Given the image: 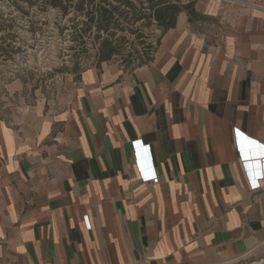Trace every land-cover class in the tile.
<instances>
[{
    "label": "crops",
    "instance_id": "0c3cea01",
    "mask_svg": "<svg viewBox=\"0 0 264 264\" xmlns=\"http://www.w3.org/2000/svg\"><path fill=\"white\" fill-rule=\"evenodd\" d=\"M180 1L196 16L146 63L101 61L0 120V264H229L264 241L239 155L264 146V11Z\"/></svg>",
    "mask_w": 264,
    "mask_h": 264
},
{
    "label": "rangeland",
    "instance_id": "374dc122",
    "mask_svg": "<svg viewBox=\"0 0 264 264\" xmlns=\"http://www.w3.org/2000/svg\"><path fill=\"white\" fill-rule=\"evenodd\" d=\"M19 7L26 13L22 14ZM123 10H127V7H123ZM0 13L6 17V23H11L10 30L18 34L16 45L20 46L13 59L2 61L0 58V120L13 121L16 115L36 104L39 99L54 98L58 87L67 78L74 77L75 73L86 67L99 64L97 44L91 37L79 50L74 48L75 42L70 40L68 28L60 34L55 31L57 26L69 24L68 18H73L75 22L86 20L83 13L69 8L66 17L60 20L54 8L46 9L35 4L25 6L18 0H0ZM117 19L123 25L128 24L124 16ZM150 34L147 41H154L159 29L152 25ZM119 35H126L130 39L134 36L126 31H118L116 36ZM125 54L126 51L116 53L110 61L125 65ZM135 64V61L131 62L130 67ZM229 264H264V241Z\"/></svg>",
    "mask_w": 264,
    "mask_h": 264
},
{
    "label": "trees",
    "instance_id": "16d2710c",
    "mask_svg": "<svg viewBox=\"0 0 264 264\" xmlns=\"http://www.w3.org/2000/svg\"><path fill=\"white\" fill-rule=\"evenodd\" d=\"M25 6L39 5L43 8L57 10L58 18L64 19L67 10L71 8L77 13H83L86 20L73 21L66 19L69 24L57 26L55 31L62 33L68 28L70 40L75 42L74 48L82 50L87 38L97 44L99 63L110 60L116 53L126 51L123 59L124 66L130 67L131 62L139 66L151 59L161 35L173 27L179 12H187L189 18L196 16L193 1L182 3L180 0H18ZM114 2L118 3L114 5ZM122 7V8H120ZM127 7V10H123ZM20 9V7H19ZM22 14L26 12L20 9ZM115 16H124L127 25H123ZM140 20H142L140 22ZM6 17L0 13V58L2 61L11 60L20 51L16 45L18 34L10 30L11 23H6ZM31 25V24H30ZM154 25L159 34L154 35V41H147L150 37V27ZM32 28V25L31 27ZM4 29V32H3ZM6 29V30H5ZM124 32L133 34V38L126 35L116 36ZM102 34H104L102 36ZM154 42V43H153ZM1 80V77H0Z\"/></svg>",
    "mask_w": 264,
    "mask_h": 264
},
{
    "label": "built area",
    "instance_id": "2783aa9c",
    "mask_svg": "<svg viewBox=\"0 0 264 264\" xmlns=\"http://www.w3.org/2000/svg\"><path fill=\"white\" fill-rule=\"evenodd\" d=\"M230 3H236L252 8H257L262 11H264V5L257 2L247 1V0H223ZM154 43V42H153ZM135 154H136V163H137V171L139 172V176L143 182H150L151 184H156L158 182V176L153 171L151 167H147L148 158V147L146 145H142L141 141H133L132 142ZM248 147H251L250 151L252 152V155H249V149L245 150V153H243V150L241 149V146L239 145V155H241L243 160V164L245 166V176L247 179V182L252 189L259 188L260 181L264 179V146L263 145H257L255 143L248 142ZM254 150H257L256 155L254 156ZM248 155V157H247ZM248 158V159H247Z\"/></svg>",
    "mask_w": 264,
    "mask_h": 264
},
{
    "label": "water",
    "instance_id": "95a60500",
    "mask_svg": "<svg viewBox=\"0 0 264 264\" xmlns=\"http://www.w3.org/2000/svg\"><path fill=\"white\" fill-rule=\"evenodd\" d=\"M248 152H249V155H252V152L250 150Z\"/></svg>",
    "mask_w": 264,
    "mask_h": 264
}]
</instances>
